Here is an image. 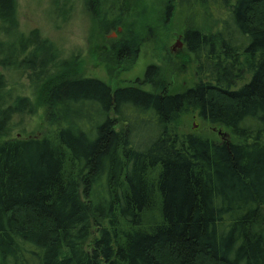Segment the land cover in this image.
<instances>
[{
  "label": "trees",
  "instance_id": "16d2710c",
  "mask_svg": "<svg viewBox=\"0 0 264 264\" xmlns=\"http://www.w3.org/2000/svg\"><path fill=\"white\" fill-rule=\"evenodd\" d=\"M197 1L218 28L182 32L195 80L174 91L156 63L116 88L78 75L0 0V68L26 73L38 98L0 73V264H264V0ZM86 2L101 32L122 26L119 0ZM71 3L54 1L64 15ZM145 40L125 27L112 82ZM39 103L47 133L12 135ZM189 114L227 137L179 132Z\"/></svg>",
  "mask_w": 264,
  "mask_h": 264
},
{
  "label": "rangeland",
  "instance_id": "374dc122",
  "mask_svg": "<svg viewBox=\"0 0 264 264\" xmlns=\"http://www.w3.org/2000/svg\"><path fill=\"white\" fill-rule=\"evenodd\" d=\"M55 0H16L19 32L29 33L37 29L41 36L59 49L60 60H75L76 72L80 76L97 78L111 88L126 85L141 78L150 63L163 69L164 76L173 82V90H180L195 80V65L181 43L182 32L188 28L215 31L218 28L215 14H211L197 0H175L174 11L168 21L160 22L164 15L167 0H119L125 18L116 31L104 34L87 10L86 0H72L69 12L65 15L55 9ZM131 22L146 39L140 48L139 57L132 70L120 74L118 81L112 82L108 74V62L114 59V50L122 37V32ZM145 25H149L153 37L148 39ZM3 40L0 34V42ZM8 87L18 94L38 102L37 92L26 73L0 68ZM120 82V83H118ZM36 102V103H37ZM45 107L39 103L37 112L26 116L21 128L12 135L22 138L43 136L50 129L45 123ZM179 132L196 133L213 140L221 141L227 133L209 126L195 114L184 115L180 120Z\"/></svg>",
  "mask_w": 264,
  "mask_h": 264
},
{
  "label": "flooded vegetation",
  "instance_id": "af4514ba",
  "mask_svg": "<svg viewBox=\"0 0 264 264\" xmlns=\"http://www.w3.org/2000/svg\"><path fill=\"white\" fill-rule=\"evenodd\" d=\"M181 43L178 45V47L180 46L181 47V45H183L184 46V43H183V37L181 36Z\"/></svg>",
  "mask_w": 264,
  "mask_h": 264
},
{
  "label": "water",
  "instance_id": "95a60500",
  "mask_svg": "<svg viewBox=\"0 0 264 264\" xmlns=\"http://www.w3.org/2000/svg\"><path fill=\"white\" fill-rule=\"evenodd\" d=\"M179 44H180V43H179ZM179 44H177V46H178Z\"/></svg>",
  "mask_w": 264,
  "mask_h": 264
}]
</instances>
